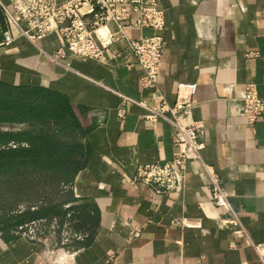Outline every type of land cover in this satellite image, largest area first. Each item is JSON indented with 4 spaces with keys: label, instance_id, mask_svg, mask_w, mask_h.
<instances>
[{
    "label": "crops",
    "instance_id": "1",
    "mask_svg": "<svg viewBox=\"0 0 264 264\" xmlns=\"http://www.w3.org/2000/svg\"><path fill=\"white\" fill-rule=\"evenodd\" d=\"M158 1L165 28L156 90L143 86L144 70L124 39L106 47L100 61L60 57L57 33L33 44L6 18L0 44L5 31L14 41L0 46V82L48 90L71 109L77 127L60 137L83 145L86 162L57 205L71 206L77 230L88 236L74 264H264L255 249L264 246V120L248 124L241 102L248 83L264 100V0ZM126 33L137 38L154 31L127 27ZM250 52L258 56L248 59ZM183 83L197 84L191 117L202 124V160L225 190L230 213L214 207L210 178L196 163L188 166L180 197H157L134 182L138 165L172 159L173 127L145 120V111L121 95L151 105L161 96L172 107ZM26 129L0 123L2 132ZM18 147L27 144H0V150ZM58 254L11 230L0 232V264H51Z\"/></svg>",
    "mask_w": 264,
    "mask_h": 264
},
{
    "label": "built area",
    "instance_id": "2",
    "mask_svg": "<svg viewBox=\"0 0 264 264\" xmlns=\"http://www.w3.org/2000/svg\"><path fill=\"white\" fill-rule=\"evenodd\" d=\"M11 9L0 0V8L9 24H13L21 36L35 44L53 33H57L64 48L57 55L74 59L102 60L104 49L116 39H124L128 49L134 55L136 64L144 70L143 86L156 90L163 57L165 16L158 0H9ZM264 20V10L261 14ZM127 27L148 28L154 31L151 36L131 38ZM113 28V29H112ZM1 33V27H0ZM0 46L11 45L14 37L10 31L2 32ZM256 52L246 55L248 59L257 57ZM197 92L196 83H183L178 87V96L174 106H169L157 96L153 105L145 100H136L121 95L124 103L140 107L145 111L143 118L155 123L159 119L167 120L173 127L174 153L170 160L140 164L136 168L134 182L152 187L157 197H180L186 187L188 166L196 163L209 176L212 184L211 202L215 208L231 212L228 196L222 188L212 167L202 160L201 152L205 145L200 140L203 134L202 124L192 120L191 112ZM243 116L248 124L264 120V100L258 94L254 83L246 84L241 98ZM127 111L118 110L124 118ZM17 147L15 144H9ZM63 190L68 184H61ZM45 206L41 201L34 205H21L11 214L20 215L26 211H36ZM63 216L52 215L25 220L16 225L12 234L38 243L46 249L58 251L51 264H74L76 255L82 250L81 244L87 234L77 230L75 211L64 206ZM233 223L235 220L224 222ZM186 227L198 228L199 222L182 220ZM135 236L140 229L134 227ZM240 232L238 231L237 234ZM264 258V246H255Z\"/></svg>",
    "mask_w": 264,
    "mask_h": 264
},
{
    "label": "trees",
    "instance_id": "3",
    "mask_svg": "<svg viewBox=\"0 0 264 264\" xmlns=\"http://www.w3.org/2000/svg\"><path fill=\"white\" fill-rule=\"evenodd\" d=\"M5 18L0 8V23ZM74 121L70 107L59 95L41 88L12 87L0 82V123L29 127L18 132L0 131V144L9 141L27 144V147L0 150V185L23 174L48 176L56 185L73 182L85 165V147L66 142L60 135L66 127L76 128ZM16 206L0 207V232L12 231L25 220L62 215L66 211L60 205H49L13 215Z\"/></svg>",
    "mask_w": 264,
    "mask_h": 264
},
{
    "label": "rangeland",
    "instance_id": "4",
    "mask_svg": "<svg viewBox=\"0 0 264 264\" xmlns=\"http://www.w3.org/2000/svg\"><path fill=\"white\" fill-rule=\"evenodd\" d=\"M12 178L10 182L0 185V207L17 205V210L21 205H34L40 201L45 206L57 205L66 199L67 193L61 184L56 185L48 176L23 174Z\"/></svg>",
    "mask_w": 264,
    "mask_h": 264
}]
</instances>
